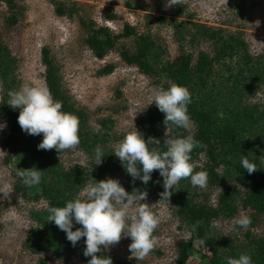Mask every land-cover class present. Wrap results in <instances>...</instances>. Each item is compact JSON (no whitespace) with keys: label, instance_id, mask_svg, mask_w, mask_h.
Here are the masks:
<instances>
[{"label":"rangeland","instance_id":"1","mask_svg":"<svg viewBox=\"0 0 264 264\" xmlns=\"http://www.w3.org/2000/svg\"><path fill=\"white\" fill-rule=\"evenodd\" d=\"M58 9L62 14H57ZM105 9L113 20L105 18ZM126 23L152 42L151 77L124 64L115 50L99 60L88 49L86 37L92 29L107 27L115 35ZM138 36L118 43L135 49ZM238 37L251 56L263 54L264 0H0V95L12 89L25 121L31 128H45V139L69 135L52 113L45 90L40 57L41 49L47 47L62 93L74 109L86 115L83 128L98 132L100 123L106 121L108 136L102 151L112 164L97 187L87 186L82 197L88 199L93 189L97 191L99 251L116 264H174L177 244L191 238L177 217L179 206L187 202L215 205L223 189L237 191L236 207L214 222L217 252H249L264 239V216L241 206L244 187L232 166L233 157L227 156L218 167L216 186L200 188L188 170L202 167L203 161H187L166 129L156 135L139 120L163 96V88L175 90L166 64L177 56L178 45L193 61L200 53L222 60L232 55V61L220 64L217 77H185L180 93L209 110L217 121L236 126L243 148L264 164V85L258 88L243 82L233 86L227 73L230 63L237 60L232 48ZM158 52L161 58L154 59ZM107 65L113 68L105 75ZM6 134L0 120V264H81L69 239L58 241L55 250L31 241V233L47 217L44 200L35 197L38 180L58 184L60 168L86 165V155L72 147L40 175L38 163L26 152L6 159L1 146ZM123 160L153 166L155 182L146 180L152 170L140 177L127 176ZM23 178L38 179L26 197L15 189ZM202 255L210 253L193 242L186 264H209Z\"/></svg>","mask_w":264,"mask_h":264},{"label":"trees","instance_id":"2","mask_svg":"<svg viewBox=\"0 0 264 264\" xmlns=\"http://www.w3.org/2000/svg\"><path fill=\"white\" fill-rule=\"evenodd\" d=\"M59 10L58 15L62 14ZM103 14L107 20L114 19L106 9ZM137 36L136 28L128 23L115 35L107 27H98L88 33L86 44L97 59L102 60L109 52L115 50L124 64L136 68L144 76L151 77L154 68L150 59L154 52L148 37L138 36L135 49L118 43L122 39ZM232 51L237 54V60L234 65L230 63L227 67L229 78H233L230 83L237 86L247 82L258 88L264 85V52L258 57L251 56L239 37ZM231 56L228 55L222 60L200 53L196 61H193L192 55L187 54L182 45H178L177 56L166 64V75L175 90L163 88V96L157 99L144 115H140L139 120L142 125L152 127L156 135H161L160 131L166 129L169 140L179 144L187 161H203L202 167L188 170L195 176L200 188L216 186L220 181L218 167L227 156L233 157L232 166L244 187L241 206L264 216L262 161L243 148L236 126L225 120L217 121L209 110L188 98L186 94L180 93L186 82L185 77L191 74L198 75L203 80L211 76L217 77L218 67L222 63L225 64L227 59L230 60ZM159 58L161 53L158 52L154 59ZM40 62L51 111L62 121L69 135L45 139V128L34 129L27 124L20 104L11 96L13 90L8 89V92L0 95V120L7 129V134L1 141L6 159L10 160L13 156L26 152L38 163L40 175L50 171L56 158L72 147L81 150L88 162L86 165L60 168L59 183L56 185H46L37 178H23V184L15 186L16 191L26 197L31 183L38 180L37 186L40 189L35 197L42 198L46 204L47 217L32 229L31 241L57 250V242L67 238L81 259V264H116L109 255L99 251L96 227L100 198L97 191L93 189L88 199L82 197V192L87 186L97 187L98 181L108 172L109 164H112L102 151L103 142L108 136L104 131L107 128L106 121L100 123L98 132L84 129L86 115L74 109L62 93L47 47L41 49ZM104 68V74L107 75L112 72L113 67L107 65ZM162 140L161 147L164 146ZM121 164L127 176L134 173L133 178L153 169V166L149 167L141 161L123 160ZM119 169L120 167H117L114 170ZM155 176L156 171L152 170L146 180L152 184L155 182ZM134 182L138 184L139 180L135 179ZM236 194L235 190L223 189L215 205L187 202L179 206L177 217L190 230L191 238L177 244L174 264H186L193 242H196L200 250L210 253L209 257L202 255L209 264H264V239L258 240L249 252H217L214 222L222 215L227 216L234 212Z\"/></svg>","mask_w":264,"mask_h":264}]
</instances>
